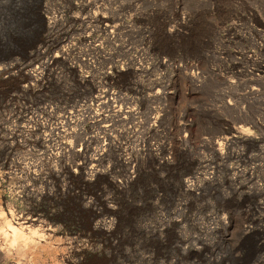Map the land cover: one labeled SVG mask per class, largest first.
Here are the masks:
<instances>
[{"label": "rangeland", "instance_id": "1", "mask_svg": "<svg viewBox=\"0 0 264 264\" xmlns=\"http://www.w3.org/2000/svg\"><path fill=\"white\" fill-rule=\"evenodd\" d=\"M0 264H264V0H0Z\"/></svg>", "mask_w": 264, "mask_h": 264}, {"label": "bare ground", "instance_id": "2", "mask_svg": "<svg viewBox=\"0 0 264 264\" xmlns=\"http://www.w3.org/2000/svg\"><path fill=\"white\" fill-rule=\"evenodd\" d=\"M106 27H108V24L106 23ZM106 30V29H105ZM106 96H107V94H106ZM115 103V102H114ZM109 107V106H108ZM215 142V141H214ZM211 143H213V142H211ZM216 144H219V142H215ZM222 143V142H221ZM214 144V143H213ZM214 146V145H213ZM184 187L185 188H187V190L190 188V184L187 182V181H185L184 182ZM241 228V227H240Z\"/></svg>", "mask_w": 264, "mask_h": 264}]
</instances>
